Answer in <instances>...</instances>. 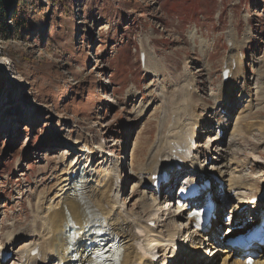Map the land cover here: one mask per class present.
<instances>
[{
    "label": "rangeland",
    "instance_id": "rangeland-1",
    "mask_svg": "<svg viewBox=\"0 0 264 264\" xmlns=\"http://www.w3.org/2000/svg\"><path fill=\"white\" fill-rule=\"evenodd\" d=\"M19 3L36 33L0 40V248L16 240L0 264H21L13 252L33 240L20 234L36 230L33 211L43 191L54 192L66 142L86 140L99 158L112 156L135 212L151 193L162 209L174 186L144 193L129 164L144 162L161 116L177 104L200 120L195 142L219 141L201 158L208 171H264L244 165L248 156L264 160L253 152L264 151L253 135L264 125V0H73L70 14L58 0ZM238 51L240 76L216 103L223 66Z\"/></svg>",
    "mask_w": 264,
    "mask_h": 264
},
{
    "label": "bare ground",
    "instance_id": "bare-ground-1",
    "mask_svg": "<svg viewBox=\"0 0 264 264\" xmlns=\"http://www.w3.org/2000/svg\"><path fill=\"white\" fill-rule=\"evenodd\" d=\"M242 64L240 51L235 57L228 56L224 69L229 70V79L220 84L218 92L222 96L216 103L224 104L227 87L240 76L239 67ZM233 67H237V72H234ZM190 86L188 83L186 88ZM162 118L167 122L160 121L153 131L151 147L146 150L144 162L139 168H136L135 160L129 164L131 170L138 174L139 187L144 193L148 190L154 191V176L163 172L170 176V184L180 177H183V184L198 182L201 174L214 173L226 177L223 195L216 188L212 189L218 191L215 194L219 204L217 216L225 211L231 201H236L228 213L234 215V221L237 216L236 221H240L241 215L246 212L245 206L264 189V171L260 170L258 176L247 177L237 174V170L229 173L230 170H227L229 167L225 164L215 165L211 167L213 171H208L210 162L201 164V158L206 156L204 162L207 161L213 148L219 147V141L212 139L215 145L207 143L206 149L201 142H195V146L190 149L191 143L200 136L201 132L198 130L200 120L193 113H187L184 108H180L178 104L168 109L160 120ZM254 132L256 144L264 146V125L256 127ZM65 147L67 149L63 152L66 151L64 153L66 162L63 163L64 168L57 177L54 192L52 191L51 195L43 191L33 211L31 226L33 228L35 226L36 230L18 235L19 240L25 237L33 239L28 245L13 252L21 264H73V261L76 264H97L92 249L98 234L111 238L118 245L117 264H157L161 260V264H247L246 260L241 259L242 252L223 248L214 240L203 244L200 234L189 228L193 220L189 218L190 211L186 208H177V212L174 213L172 210L175 207L172 205L167 210L166 219H160V212L166 211L167 206L171 205H168V199L172 197L170 192L166 195L165 206L163 205L160 210L156 206L161 204V200L153 195L154 193L144 199V212L130 210L125 199L121 198L124 191L121 166L109 159L111 155L104 160L99 158L103 153L99 146L94 147L86 140H81L75 144L66 142ZM136 149L135 146L134 153ZM178 151L189 152V157L179 154ZM253 152L260 157L264 156L263 150ZM244 165L261 169L264 160L248 156ZM150 223H155V228H151ZM234 223L230 222L231 226L235 227ZM138 228L146 232L143 238L146 248L149 251L157 250L156 263L142 258L137 253L136 245L141 240L140 234L136 233ZM11 240L0 248V254L11 251L12 244L16 242ZM203 249L206 250L204 253ZM252 251L259 254L254 264H264V247H257Z\"/></svg>",
    "mask_w": 264,
    "mask_h": 264
},
{
    "label": "trees",
    "instance_id": "trees-1",
    "mask_svg": "<svg viewBox=\"0 0 264 264\" xmlns=\"http://www.w3.org/2000/svg\"><path fill=\"white\" fill-rule=\"evenodd\" d=\"M65 8L66 14L72 11L73 0H58ZM35 27L30 18L26 16L25 6L19 0H0V40L18 39L31 36Z\"/></svg>",
    "mask_w": 264,
    "mask_h": 264
}]
</instances>
